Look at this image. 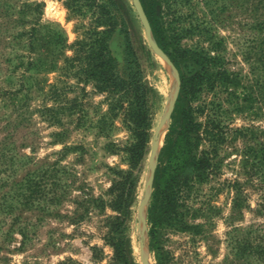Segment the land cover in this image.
I'll list each match as a JSON object with an SVG mask.
<instances>
[{
    "label": "rangeland",
    "instance_id": "obj_1",
    "mask_svg": "<svg viewBox=\"0 0 264 264\" xmlns=\"http://www.w3.org/2000/svg\"><path fill=\"white\" fill-rule=\"evenodd\" d=\"M125 1L132 8L130 37L145 79L162 96L147 152L131 170L137 182L127 231L135 264H144L142 243L147 263L156 264L147 220L153 191L152 183L147 185L151 140L175 76L149 45L133 0ZM35 2L43 5L34 6ZM63 2L0 0V155L5 152L20 159V165L14 166L13 176L17 178L29 171L36 181L46 172L48 178H44L48 180L42 187L52 191L50 180L57 178L56 194L50 196V201L14 205L11 213L0 211V264H59L66 259L76 264H118L110 244V223L117 212L107 204L108 189L119 178L117 170H130L120 150L130 136L121 117L104 120L106 94L97 92L91 83L78 82L71 71L60 69L63 56L72 53L70 44L92 19L90 12L72 14ZM207 2L191 0L190 4L177 7L179 15L172 23L177 26L176 38L181 46L190 48L207 49L211 42H219L217 49L223 56V66L240 78L239 85L231 91L238 96V102L244 101L249 107L241 112L230 108L222 116L225 133L213 157L215 167L181 201L183 220L196 227L164 226L158 229L156 239L169 264H264L263 257L250 253L247 244L249 241L263 246V239H256L263 238V180L254 165V153L263 148V69L258 58L263 47V28L259 29V23L264 20V0ZM26 3L31 5L24 6ZM211 8L217 17L213 18ZM33 26L36 38L32 36L31 47ZM52 30H59L65 37L61 50L46 48L47 33ZM120 39L115 32L111 44L116 56ZM140 40L159 65L152 63L140 47ZM219 89L203 90L193 102L194 107L202 108L212 100L221 102L226 93ZM222 106L229 107L224 101ZM206 107L198 120H205L206 114L212 112L220 117L219 109ZM168 123L165 121L161 127L158 153ZM209 148L208 142L202 140L199 150ZM10 167L1 155V183L12 178ZM7 190L8 186L0 187V195Z\"/></svg>",
    "mask_w": 264,
    "mask_h": 264
},
{
    "label": "trees",
    "instance_id": "obj_2",
    "mask_svg": "<svg viewBox=\"0 0 264 264\" xmlns=\"http://www.w3.org/2000/svg\"><path fill=\"white\" fill-rule=\"evenodd\" d=\"M207 1L206 4H208ZM139 2L155 43L165 53L179 75V89L163 137V144L157 156L152 178L153 191L147 208V220L150 225L149 244L155 254L156 264H169L167 256L162 252L156 239L158 229L164 226H176L178 229L196 227L183 220L181 201L188 197L194 189V184L204 181L215 167L213 157L225 133L222 116H226L230 108L232 111L241 112L249 105L242 103L244 101L238 102L236 100L238 96L231 91L233 87L239 85L240 78L223 66V56L217 49L219 42H211V46L207 49L190 48L179 44V38H176L175 32L177 26L172 23L179 15L176 14L179 13L177 7L181 4H190L191 0H139ZM63 3L72 14L81 15L90 12L92 19L70 44L72 53L63 56V65L60 69L65 72L71 71L78 82L91 83L97 92L106 94L108 105L104 120L109 117H121L130 136L127 144L120 149L130 170L116 171L119 178L115 179L108 189L110 198L107 204L117 212L110 223L113 259L118 264H135L130 237L127 234L130 206L136 196L137 182V176L131 170L139 165L147 152L154 115L161 106L162 96L145 79L139 56L130 37L129 21H133L132 8L125 0H64ZM29 5L31 4L26 3L24 6ZM33 5L41 7L43 4L35 2ZM219 9L221 11L224 8ZM210 11L213 18L217 17L218 13H215L214 8ZM259 25V29L263 28V47L258 59L263 69L264 109V20ZM31 30L33 32H30L29 42L31 47H34L32 36L35 37V26ZM115 32L121 36L118 43L119 56L114 54L115 49L111 44ZM47 36V42H49L47 49L53 50L55 47L62 49L65 46V37L59 30L49 31ZM140 47L145 49L150 59L152 58L153 64L159 65L141 40ZM216 87L226 93L222 101L228 103V108L223 107L222 101L218 100H212L202 108L194 107L193 102L199 99L203 90H214ZM243 100L248 99L243 98ZM208 105L212 109H219L220 117L214 116L215 113L212 112V114H206L205 120H198V115L202 114ZM234 131L238 133L241 129ZM202 140L208 142L209 149L199 150ZM3 144L6 145V142ZM1 155L11 166L12 178L8 177L3 180V183L0 182V187L8 186L9 189L0 195V211L11 213L14 205H29L40 199L50 201V196L54 197L56 194L54 181L57 178L53 177L54 179L50 180L53 191L42 187L46 184L45 180H48L46 172L40 174V179L36 181L29 171L17 178L13 176L14 166L20 165L18 163L20 159L5 152H1ZM254 156L257 157L254 165L263 180L264 207V131L263 148L258 153H254ZM234 200L236 204L238 197ZM18 231L24 235L23 230ZM257 238H259L258 241L263 239V246L260 243L248 241L249 252L263 257L264 262V229L263 238L256 236ZM59 264L76 263L72 259H66Z\"/></svg>",
    "mask_w": 264,
    "mask_h": 264
},
{
    "label": "water",
    "instance_id": "obj_3",
    "mask_svg": "<svg viewBox=\"0 0 264 264\" xmlns=\"http://www.w3.org/2000/svg\"><path fill=\"white\" fill-rule=\"evenodd\" d=\"M133 3H134V6L136 8V11L138 13V16H139V18L141 20V23L143 25L144 32H145V35H146V38H147V41H148L149 45L151 46L152 50L170 66V68L174 72V76H175V78L173 80V83H172V88L170 90L168 99L166 101V107H165L163 116H162L158 126L156 127L155 134H154V136H153V138L151 140V158H150V166H149V175H148V180H147V185H148V187H150L151 183H152L154 168H155V160H156V156H157V153H158L157 146H158V142H159V136H160L161 127L163 126L165 121L169 120L170 113H171V111L173 109V105H174L175 99L177 97L178 89H179V75H178V72H177L176 68L170 62L168 57L165 55V53L155 43V41H154V39L152 37L150 28H149V24H148L147 18L145 16V13H144V11H143V9L141 7V4H140L139 0H133ZM145 198H144V200H145ZM141 217L142 216L140 214V219H141ZM140 247L142 249V255H141L142 261H143L144 264H148L147 260H146V258L144 256V254H145L144 253V250H145L144 243H142L140 245Z\"/></svg>",
    "mask_w": 264,
    "mask_h": 264
},
{
    "label": "bare ground",
    "instance_id": "obj_4",
    "mask_svg": "<svg viewBox=\"0 0 264 264\" xmlns=\"http://www.w3.org/2000/svg\"><path fill=\"white\" fill-rule=\"evenodd\" d=\"M171 88H172V84H171Z\"/></svg>",
    "mask_w": 264,
    "mask_h": 264
}]
</instances>
